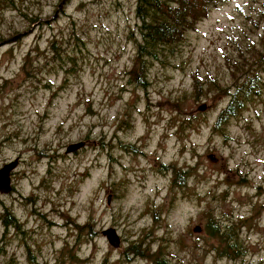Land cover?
<instances>
[{
  "label": "rangeland",
  "instance_id": "374dc122",
  "mask_svg": "<svg viewBox=\"0 0 264 264\" xmlns=\"http://www.w3.org/2000/svg\"><path fill=\"white\" fill-rule=\"evenodd\" d=\"M136 3L0 0V168L19 161L0 193V264H264V89L214 130L228 95L210 84L231 85L240 52L261 47L264 0L212 9L146 88L127 75Z\"/></svg>",
  "mask_w": 264,
  "mask_h": 264
},
{
  "label": "trees",
  "instance_id": "16d2710c",
  "mask_svg": "<svg viewBox=\"0 0 264 264\" xmlns=\"http://www.w3.org/2000/svg\"><path fill=\"white\" fill-rule=\"evenodd\" d=\"M67 1V0H66ZM225 0H137L136 16L139 20L136 41V55L132 68L127 72L130 83L146 88L150 82L149 72L155 62L168 64V58L173 56L178 48L186 41L189 32L197 29L198 24L207 18L212 9L218 7ZM13 2V1H12ZM264 14V13H263ZM264 19V15H263ZM261 47L250 45L249 51L240 52V60L230 65L232 84L221 85L217 79L211 78L210 84L217 93L228 95L227 105L220 111L214 125L219 130L237 118L246 110L248 104L260 96L264 89V35L260 40ZM56 52L60 48L54 45ZM203 82L195 78V96L204 94ZM129 149L128 146H122ZM174 168V184H185L186 171ZM184 173V174H183ZM4 226H17L18 221L11 212L2 215ZM214 222L210 226L215 235L218 227ZM81 232L90 228L91 224L77 225ZM215 232V233H213ZM88 235V233L86 234ZM89 236V235H88ZM232 236V235H230ZM228 239H226L227 241ZM234 246L240 247L238 240ZM140 255L138 251H134ZM143 256V255H142ZM152 264H169L161 252H154L148 256ZM33 255L30 253V259ZM9 264H17L11 259Z\"/></svg>",
  "mask_w": 264,
  "mask_h": 264
},
{
  "label": "water",
  "instance_id": "95a60500",
  "mask_svg": "<svg viewBox=\"0 0 264 264\" xmlns=\"http://www.w3.org/2000/svg\"><path fill=\"white\" fill-rule=\"evenodd\" d=\"M76 148V147H75ZM74 148V149H75ZM19 164L18 160L12 161L10 163L5 164L0 168V193L8 194L13 190L12 185V172L17 168ZM111 201V196L108 197V203ZM195 232H200L201 227L197 226L194 228ZM103 235L106 237L108 243L114 248H119L121 246V237L118 234L117 230L113 227L103 230Z\"/></svg>",
  "mask_w": 264,
  "mask_h": 264
},
{
  "label": "flooded vegetation",
  "instance_id": "af4514ba",
  "mask_svg": "<svg viewBox=\"0 0 264 264\" xmlns=\"http://www.w3.org/2000/svg\"><path fill=\"white\" fill-rule=\"evenodd\" d=\"M13 189H14V187H13ZM217 227H218V231H217V233H220V228H219V226L218 225H216ZM210 229H211V231H213V228L210 226ZM201 230H202V227H201ZM213 233H215V232H213ZM230 235H232V233L231 232H229L228 233V231L225 233V234H223V238H226V239H233V240H237L238 239V236H237V238L236 237H234L233 235L232 236H230Z\"/></svg>",
  "mask_w": 264,
  "mask_h": 264
}]
</instances>
